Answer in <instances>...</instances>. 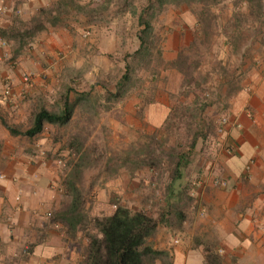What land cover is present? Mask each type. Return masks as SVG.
Wrapping results in <instances>:
<instances>
[{"label":"crops","instance_id":"0c3cea01","mask_svg":"<svg viewBox=\"0 0 264 264\" xmlns=\"http://www.w3.org/2000/svg\"><path fill=\"white\" fill-rule=\"evenodd\" d=\"M57 1L0 0V8L8 9L6 13L0 11V29H28L41 8L51 7ZM15 9L21 11L16 13ZM63 19L65 23H48L43 30L23 39H5L0 35L6 41L0 46V264H80L88 242L89 228L84 227L83 221L70 228L67 221L57 216L58 213L62 216V210L71 203L64 179L72 166L69 161L74 156L75 141L83 142L88 137L85 125L91 116L86 110L80 111L83 104L80 97H75L87 99L85 84L77 83L88 80L91 74L73 67L82 63H78L77 52L87 43L75 33L83 26ZM256 29L253 38L256 50L251 54L234 46L237 42L232 36H215L218 39L214 37L210 42L214 53L216 43L223 45L215 58L227 61L228 66L237 61V74L246 75L234 89V109L225 128L226 137L219 140L220 147L210 146L200 153L193 151L186 171L173 184L171 192L167 188L169 178L157 185L151 181L156 172L148 164L139 167L133 163L134 157L120 163L114 169L111 183L95 185L98 190L95 199L88 200L83 195L84 221L110 212L107 204L110 200L132 212L142 210L159 217L172 196L171 202L175 199L182 205L180 214L167 216L175 222H161L149 239L154 248L170 254L172 264H206L210 251L219 255L220 264H264L261 20ZM238 32L235 37L242 36ZM235 47L241 53L231 60ZM23 73L30 75L28 82L23 80ZM6 90L10 96L5 95ZM163 104L167 114L169 104ZM66 106L72 111L66 122H46L39 133L24 134L40 108L60 113ZM135 114L134 109L129 123L136 122ZM163 119L162 114L159 121L147 116L146 122L153 128L162 126ZM102 120L103 124L108 122L106 118ZM113 121L122 123L119 117ZM133 125L132 131H137ZM10 128L18 133H12ZM140 133L149 134L144 129ZM58 159L63 160L64 167L57 165ZM154 264L163 263L156 260Z\"/></svg>","mask_w":264,"mask_h":264},{"label":"rangeland","instance_id":"374dc122","mask_svg":"<svg viewBox=\"0 0 264 264\" xmlns=\"http://www.w3.org/2000/svg\"><path fill=\"white\" fill-rule=\"evenodd\" d=\"M74 1L93 11L88 14L71 8L59 22L65 23V18L82 25L75 33L87 42L77 52L78 63H82L73 67L91 73L88 80L77 83L85 84L87 99L75 95L83 104L80 111L91 113L85 125L88 137L83 142L75 141L77 145L69 164L83 163L80 187L88 200L96 198L95 185L111 183L114 169L130 158L134 157L133 163L139 167L152 163L156 173L151 181L157 185L166 182L170 175L160 154L182 145H194L193 151L204 152L226 137L225 128L234 109V89L246 75L237 74V61H231L228 66L227 61L215 58L223 45L216 43L217 53H214L210 42L215 36H232L237 42L234 46L243 47L250 54L254 52L256 23L260 20L264 23V0ZM141 19L151 27L147 31L146 48L149 52L159 49L161 60L156 53L143 57L136 54L140 47L139 34L144 28ZM236 32L242 36L235 37ZM236 48L231 60L239 58L241 50ZM178 55L184 61L180 69L173 63ZM128 69L125 87H118ZM118 90L125 92L113 96ZM163 103L169 104L167 114ZM134 109L136 122L129 123ZM161 114L162 126L150 128L147 116L159 121ZM115 117L122 123L114 122ZM103 118L108 122L101 123ZM133 123L137 131H132ZM143 129L149 134L140 133ZM56 163L64 167L58 160ZM65 173L63 169L62 174ZM107 204L111 209L118 205L111 200Z\"/></svg>","mask_w":264,"mask_h":264},{"label":"trees","instance_id":"16d2710c","mask_svg":"<svg viewBox=\"0 0 264 264\" xmlns=\"http://www.w3.org/2000/svg\"><path fill=\"white\" fill-rule=\"evenodd\" d=\"M71 5L74 7H70ZM71 8H74L78 12L93 13V11H88L87 7L76 4L74 0H58L51 7L41 8L38 15L32 18L28 29L24 28L23 31L17 30V28L0 29V35L5 39L6 37H20L23 39L25 36L43 30L48 23L56 24L60 22V17L63 14L70 13ZM140 24L144 28L139 34L140 47L137 49L136 54L143 57L147 53H149V56L156 53L157 59L161 60V51L159 49L149 52L150 49L146 48L148 42L147 31L151 28L150 23L141 19ZM183 62L181 55H178L173 61L175 67H178V69L183 66ZM128 71L129 69L123 74L119 82L120 87H125L126 80L129 79ZM179 71L182 72V70ZM124 92L118 90L113 96H119V94L121 95ZM71 112L68 106L60 113L40 108L34 115L32 126L24 134L32 136L39 133L46 122L62 124L70 118ZM10 131L18 133V131L12 128H10ZM193 148L194 145L176 146L164 154H160L162 164L164 163L166 169L169 167L170 171L168 172L170 174L168 175L170 180L167 184L169 186L167 187L168 191H173L171 190L174 188L173 184L182 178L184 171H186L185 169L190 163ZM147 164L152 168V163ZM71 165L70 172L65 177L64 183L72 200L69 206L62 210V216L59 213L57 216L67 221L70 228L82 221L84 227L89 228L86 232L88 242L83 251V258L80 264H154L156 260H161L163 264H172L170 254L167 251L154 248L149 241L161 222H167V224L175 222L173 218L171 219L167 216H170L172 213L178 215L180 214L179 211L182 210L181 203L175 199L171 202V193L166 211L161 213L159 217H154L142 210L132 212L127 207L116 204L115 208L111 209L110 212L101 216H95L92 220L84 221L83 214L81 213L84 196L80 187L83 163L75 161ZM206 264H220L219 255L211 251L207 253Z\"/></svg>","mask_w":264,"mask_h":264},{"label":"built area","instance_id":"2783aa9c","mask_svg":"<svg viewBox=\"0 0 264 264\" xmlns=\"http://www.w3.org/2000/svg\"><path fill=\"white\" fill-rule=\"evenodd\" d=\"M7 7H1L0 8V11L1 12H3V13H6L7 12ZM21 10L20 9H15V12L16 13H19ZM6 44V41L5 40H3L2 38H0V46H3V45H5ZM22 78H23V80L25 81V82H28L29 81V79H30V75L28 74V73H23V75H22ZM5 95L6 96H10V91L9 90H6L5 91ZM223 121V123L224 122H226V119H222ZM58 163L59 164H63V160L62 159H58ZM220 183H224V181H221Z\"/></svg>","mask_w":264,"mask_h":264}]
</instances>
